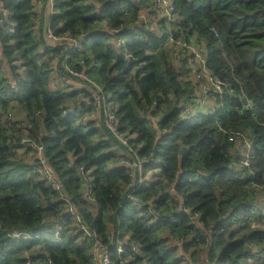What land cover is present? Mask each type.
I'll list each match as a JSON object with an SVG mask.
<instances>
[{
	"label": "trees",
	"instance_id": "1",
	"mask_svg": "<svg viewBox=\"0 0 264 264\" xmlns=\"http://www.w3.org/2000/svg\"><path fill=\"white\" fill-rule=\"evenodd\" d=\"M55 1L49 27L84 38L67 63L101 87L129 146L158 160L159 173L125 198L131 171L111 151L117 141L94 120L82 124L88 90L84 101L51 83L61 46L35 30L33 0H6L14 32L0 27V264H95L67 203L27 158L33 148L18 146L23 136L44 147L63 194L103 243L135 241L134 251H111L114 264H264V0H171L170 20L154 0ZM143 10L161 15L159 34L140 20ZM192 49L221 85L206 96L212 112L195 109L209 79L188 78L201 64ZM9 112L25 126L8 128ZM178 197L192 214L172 223Z\"/></svg>",
	"mask_w": 264,
	"mask_h": 264
},
{
	"label": "built area",
	"instance_id": "2",
	"mask_svg": "<svg viewBox=\"0 0 264 264\" xmlns=\"http://www.w3.org/2000/svg\"><path fill=\"white\" fill-rule=\"evenodd\" d=\"M5 3L6 0H0V27L3 24L7 25L8 31L12 34L14 32L12 14L5 7ZM33 3L34 9L33 13L31 14V19L33 20L35 30L38 31L37 28L41 29V33L44 36L45 40L51 42L53 45L58 44L62 48L61 53L55 57L51 83L60 90L66 89L78 93V97L83 100L84 95L82 94V91H84V89L88 90L89 95L87 98L88 101L86 102L90 106V109L87 114L83 116L82 124L86 123V121L88 120H94L98 124H102V126L117 141L118 146L122 150L121 152H119V165L125 168H129L131 171L129 172L130 191L126 194L125 198H131L133 200L132 194L135 193L138 189H141L146 184V182H149L150 180V177L147 174V167L150 165H159V161L155 159L150 160V158H139L137 152L129 146V136L121 131L120 126L118 125V119L113 111L112 103L106 99L101 87L97 86L92 80H90L85 73L75 70L67 63L71 59L72 53L81 50L84 38H74L68 34L56 35L54 31L49 27L50 19L56 14V1L33 0ZM153 5L160 14L166 16L168 20H170L172 12L174 11V5L171 0H154ZM177 44H181L182 46L185 45L182 41H178ZM192 50L195 57L191 61L195 63V58H197L201 62L199 66L200 68H196L195 66L193 67V77L198 79L203 76V79H209L208 81L210 82L213 89L221 92L222 89L220 83L212 80L208 71L205 69L203 59L194 49ZM11 87L14 89V84H11ZM203 95L204 99L197 100L195 109L203 108L202 112L206 113L207 111H205V105L207 104V101L206 95ZM187 110L189 111L190 109L188 108ZM3 119L5 125L10 129L23 128L25 126L22 121L15 120L12 112L5 113ZM149 120L154 124L157 122L153 121L152 117H150ZM17 144L20 148L22 146H30L33 148L32 152H30L28 155L26 154L27 158H29L30 155H33V161L31 162L33 164L34 171L39 173L40 177L46 182L48 187L59 194V196L67 203L66 212L74 220V223L76 224V227L81 235V240L87 241L89 243L92 259L95 264H114L111 258L112 250H114L118 254L122 253L125 247H127V249L131 251L135 250L136 243L133 240L129 241L128 243H124V241L116 239L110 245V247L108 246V244L103 243V241L99 237H97L95 232L91 231L88 226L82 222L81 216L75 212L73 205L63 194L62 184L55 178L47 164V159L44 157V147L41 144L31 142V140L25 136L21 137ZM20 148L17 151H21ZM80 171L83 174V181L86 188L82 196L87 200H91L92 198L89 191L91 178L88 177V172H85L84 168L81 167ZM168 192L174 197V199H176L175 189L173 185L169 187ZM177 200L181 205H179L177 210L171 215L170 221L172 223L175 222L176 216H180L185 213H189L190 215L192 214L184 205H182L183 201L179 197ZM142 207L146 208V205L144 204L142 205ZM142 215L149 219H152L154 213L151 209H145L142 211ZM190 222L192 225L198 228V216L196 213L191 216ZM15 236H19V234H16ZM201 264L213 263L202 257Z\"/></svg>",
	"mask_w": 264,
	"mask_h": 264
},
{
	"label": "rangeland",
	"instance_id": "3",
	"mask_svg": "<svg viewBox=\"0 0 264 264\" xmlns=\"http://www.w3.org/2000/svg\"><path fill=\"white\" fill-rule=\"evenodd\" d=\"M140 15H141L140 20L143 23H145V25L147 27H150V29L153 30L154 33L159 34L160 33V29H161V31L163 30L162 29V25L160 24L162 22H158V21H160V19H162L160 14L159 15H150V14H148V12L146 10H143V11H141ZM42 51L43 50H41V48H40L39 49V53H41ZM43 58H45V54L43 55ZM188 78L191 79L190 81H191L192 85H194V84H196L198 82V81H196V78H194L193 76H189ZM205 82L206 81H203V83H200V85H199L200 95H201V92H202V94H205L207 96L208 93L210 92V88H212V86L209 84V82H206V83ZM14 110H17V109L14 108ZM205 111H209L208 108L207 109L205 108ZM23 114H24V112L21 111L20 112V116L23 117ZM97 129H98L99 134L102 136V129L100 127H98V126H97ZM240 148L245 149V146L243 145V147H240ZM115 150L117 151L118 155H119V152L122 151L121 148L118 147V146L111 149L112 152H115ZM240 150L242 151V149H240ZM249 153H251V151H249ZM231 168L234 169V170H239L240 169L239 165L236 162H233L231 164ZM158 173H159V165H156V166H153V165L151 166L150 165V166L147 167V174L149 175L150 179L152 178V176L154 174H158ZM240 176H241V178H244L243 174H241ZM88 177L90 178L89 173H88ZM260 206H261V202H259V204H258V207H260Z\"/></svg>",
	"mask_w": 264,
	"mask_h": 264
},
{
	"label": "crops",
	"instance_id": "4",
	"mask_svg": "<svg viewBox=\"0 0 264 264\" xmlns=\"http://www.w3.org/2000/svg\"><path fill=\"white\" fill-rule=\"evenodd\" d=\"M46 41V43L48 44V45H52V43L51 42H49V41H47V40H45ZM89 93V92H88ZM210 105V104H209ZM18 119H20V117L18 118ZM95 123H96V125H98V123L95 121Z\"/></svg>",
	"mask_w": 264,
	"mask_h": 264
},
{
	"label": "water",
	"instance_id": "5",
	"mask_svg": "<svg viewBox=\"0 0 264 264\" xmlns=\"http://www.w3.org/2000/svg\"><path fill=\"white\" fill-rule=\"evenodd\" d=\"M245 105H246V103H245ZM183 151H184V148L181 149V153H182ZM133 200H135V199H133ZM139 203H140V204H143L141 201H139ZM143 205H144V204H143Z\"/></svg>",
	"mask_w": 264,
	"mask_h": 264
},
{
	"label": "clouds",
	"instance_id": "6",
	"mask_svg": "<svg viewBox=\"0 0 264 264\" xmlns=\"http://www.w3.org/2000/svg\"><path fill=\"white\" fill-rule=\"evenodd\" d=\"M84 43V42H83Z\"/></svg>",
	"mask_w": 264,
	"mask_h": 264
}]
</instances>
